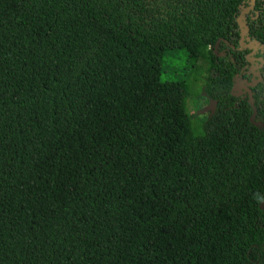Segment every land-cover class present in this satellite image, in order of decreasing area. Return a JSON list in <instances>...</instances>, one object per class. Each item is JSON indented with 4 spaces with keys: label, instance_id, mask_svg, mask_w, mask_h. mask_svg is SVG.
Segmentation results:
<instances>
[{
    "label": "trees",
    "instance_id": "16d2710c",
    "mask_svg": "<svg viewBox=\"0 0 264 264\" xmlns=\"http://www.w3.org/2000/svg\"><path fill=\"white\" fill-rule=\"evenodd\" d=\"M0 264H264V0H0Z\"/></svg>",
    "mask_w": 264,
    "mask_h": 264
},
{
    "label": "rangeland",
    "instance_id": "374dc122",
    "mask_svg": "<svg viewBox=\"0 0 264 264\" xmlns=\"http://www.w3.org/2000/svg\"><path fill=\"white\" fill-rule=\"evenodd\" d=\"M185 58V55H180V56H175L174 59H169L167 65H168V69H174V70H178L180 67L182 66H186V68L191 69L193 71H199L202 72L203 75L206 74V69H207V63L205 61V59L203 58H199V59H188ZM202 86V83H201ZM203 95V94H202ZM201 110L200 111H196L194 106L190 103L189 104V108L191 113H198L200 117H204V116H210L212 114V112L214 111V107L215 104L213 102H206L205 100H201Z\"/></svg>",
    "mask_w": 264,
    "mask_h": 264
}]
</instances>
